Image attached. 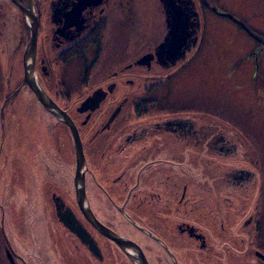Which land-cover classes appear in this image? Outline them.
I'll list each match as a JSON object with an SVG mask.
<instances>
[{
  "label": "rangeland",
  "instance_id": "374dc122",
  "mask_svg": "<svg viewBox=\"0 0 264 264\" xmlns=\"http://www.w3.org/2000/svg\"><path fill=\"white\" fill-rule=\"evenodd\" d=\"M214 1L244 21L251 15L253 26L262 27L260 11L264 0ZM22 3L27 5V0ZM129 7L132 22L143 27L146 36L143 46L149 50L156 42L163 41L168 24L161 1L131 0ZM210 23L205 49L191 68L173 77L155 95L176 100L179 109L193 107V112L186 111L178 117L185 125L179 132L192 135L182 139L179 134L178 142L195 147L191 158L194 162L187 163L191 155L181 149L180 153L159 152L152 156L162 162L180 156L179 168L167 165L172 172L157 169L153 175L159 186L172 184L175 193L170 195L158 189L159 205L146 202L142 206L144 202H138L129 214L141 227L161 236L169 245L172 243L171 248L183 264H263L256 253L264 254V55L255 74L254 66L240 59L250 48L245 36L238 40L234 33L220 31ZM29 37L30 29L21 10L10 0H0V106L4 111V118L0 119V230L3 234L2 237L0 232V240L4 238L7 249L14 251L16 261L21 264H97L81 246L74 247L70 230L59 221L56 205L50 198L51 193L63 195L61 199L68 207L73 209L76 204L72 184L76 170L75 144L71 131L23 85V54ZM134 58L132 52L130 60ZM117 64L116 61L115 69ZM109 74L99 73L93 85L107 83ZM169 74L170 70L157 65L151 70L134 68L130 71L134 85L118 83L120 75L114 78L117 84L108 102L116 104L125 94L133 97L140 83L156 75L162 76L165 82ZM79 94L72 92V99L79 100ZM81 94L85 98L88 92ZM10 98L13 103L5 108V100ZM100 114L101 111L95 113ZM128 117H131L126 121L128 127L139 123L137 118L132 119V109ZM95 130L91 134L89 129H84V136L89 152L93 151L91 160L97 164V167L91 166L94 183L91 180L88 183V193L96 206L93 187L97 185L112 193L111 182L121 172L114 166L118 160L115 156H111V161L106 158L99 161L97 149L92 150L97 142H92ZM208 135L210 139L206 140ZM185 185L188 194L186 201L180 203ZM95 210L107 224L118 218L109 216L110 212L98 211L97 206ZM157 213L162 214L156 220ZM116 219L109 222L112 229L149 249L153 264L168 262L164 253L150 244L149 238ZM178 223L199 228L206 235L207 247L202 251L187 236L172 229ZM113 248H109V257ZM5 253L0 249V264H11ZM99 264L120 263L107 257L106 262Z\"/></svg>",
  "mask_w": 264,
  "mask_h": 264
},
{
  "label": "flooded vegetation",
  "instance_id": "af4514ba",
  "mask_svg": "<svg viewBox=\"0 0 264 264\" xmlns=\"http://www.w3.org/2000/svg\"><path fill=\"white\" fill-rule=\"evenodd\" d=\"M130 1L44 0L41 2L36 0L35 5L39 18L36 56L37 78L44 90L71 116L78 128L88 163L86 194L96 218L116 232L110 225L116 217L112 222L108 221L107 224L100 219L95 208L97 206L100 212L101 210L110 212L109 216H117L121 222L144 235L147 239L149 238L150 244L157 251L164 253L163 256H166L168 260L166 264H175L169 251L147 232L151 233L165 243L178 261V264H183L171 248V241V245H169L161 236H157L141 227L129 214L134 212L132 210L138 202L139 204L144 202L142 206L146 202L155 203L156 206L159 205L161 197L156 193L158 189L167 191L170 195L175 193L172 184L166 187L159 186L158 182L153 180V175L155 176L157 169H165L172 172L167 165L179 168L178 157L180 156L175 155L165 162L152 158V156L158 155L159 152L168 154L180 153L183 150L185 154L191 155L187 163L194 162L191 158H194L192 153L195 152V147L192 145L182 146L178 142L179 134L182 139H188L192 135L187 132H179V128L183 129L185 125L184 122L179 121L178 117L186 111L189 113L193 112V107L189 106L185 107L186 109H179L176 100L163 99V97L155 95L160 93L165 86H168L173 77L191 68L190 66L199 57L202 50L205 49L206 33L210 22L213 28L234 33L238 40H242V35L245 36L250 48L246 55L240 59L254 66L253 71L257 74L259 71V59L264 55V3L262 2L263 9L260 11L263 16L260 19L263 21L262 25H260L262 27L255 28L250 22L252 19L251 15L248 21H244L235 12L232 13L231 10L214 0H174L188 17V33L190 37L182 55L173 61H169L167 60L166 49L161 47L168 39L172 23V13L165 0L159 1L162 3L163 11L166 15L168 33L163 41L156 42L153 44L154 47L149 50L143 46L146 39L143 27L131 20ZM132 52L135 55L133 61L130 60ZM116 61L117 65H119L118 69H115ZM154 65L159 66L161 69L170 70L169 77L165 79V82L162 76L156 75V77L146 80L145 83H140L137 86L138 92L133 97L125 94L123 99L116 104L108 102L117 82L128 87L134 85V82L130 79L131 70L134 68L151 70ZM99 73H110L108 75L110 80H107L105 84L93 85V81ZM119 75L121 77L118 78L117 82L114 81L113 79ZM83 91L88 92L85 98L81 94ZM72 92L80 93L79 95L83 99L73 100ZM9 103H13L12 98L5 100V108ZM11 108L15 109V106H11ZM130 109H132L133 113L132 119L137 118L139 121L136 126H131V128L128 127L126 122L128 118H131L128 117ZM100 111V115H95V113ZM13 112L14 110H11V113ZM72 112H75L76 116ZM3 118L4 111L3 107L0 106V119L2 120ZM62 125L69 129L64 123ZM84 129H89L91 134L96 129L92 142L94 143L96 140L97 142L94 143L95 148L93 147L92 150L97 149L100 156L99 161L103 158L111 161V156H115L118 160L114 166L121 172L111 182L112 193L103 191L97 185L93 187L96 206L93 205L88 193L89 180L94 181L91 169L94 163L90 156L93 151L89 152ZM205 139H210V135ZM229 139L232 138L229 137ZM184 146L188 148L183 149ZM205 149L208 150L209 148L205 147ZM96 165L94 164L95 167H97ZM120 176L122 177L119 178ZM167 182L170 183L169 180ZM72 184L75 195L74 182ZM115 188L117 191H115ZM187 189V185L183 186L180 203L186 201ZM62 197L51 193L50 198L56 205L57 216L59 208L61 213H66L68 209L72 210L78 222L95 241L97 251L92 250L89 245L84 244L76 234L70 231L69 235L75 241V248L78 249L81 246L85 253L97 264L106 262L107 257L112 258L116 263L135 264L116 243L99 233L87 221L77 202L72 209L67 206ZM160 214L162 213H157L156 220ZM174 228L181 235L187 236L191 241L195 242V247L200 248L202 251L207 247L206 235L199 228L187 223H178L172 229ZM165 238L168 240V237ZM134 242L142 248L149 263L153 264L148 255L149 249L146 250L138 242ZM110 247H115L111 257H109L110 254L108 252ZM6 255L9 262L8 256L11 255L15 264H17L16 256L12 249H6ZM257 259L264 264V261L258 256Z\"/></svg>",
  "mask_w": 264,
  "mask_h": 264
},
{
  "label": "water",
  "instance_id": "95a60500",
  "mask_svg": "<svg viewBox=\"0 0 264 264\" xmlns=\"http://www.w3.org/2000/svg\"><path fill=\"white\" fill-rule=\"evenodd\" d=\"M10 1L21 10L30 29V37L23 54V85H27L39 103L55 118L68 126L71 131L75 144L76 157V170L74 175L75 195L76 202L81 212L87 221L90 222L99 233L116 243L135 264H150L144 251L137 243L112 231L110 228L101 223L94 215L86 194V173L88 171V163L78 128L71 116L51 98V96L41 86L37 78L36 56L38 48L39 18L36 11L35 2L34 0H27V5H25L19 0ZM165 3L172 13V23L170 26L168 39L161 47L166 49L167 60L173 61L182 55L184 47L187 46V41L190 37L188 33V17L182 11V9L177 6L174 0H165ZM58 212V217L64 226H66L72 233L76 234L84 244L89 245L92 250L97 251L95 241L85 230V228L78 222L72 210L68 209L66 213H61L59 208ZM147 233L156 241L160 242L165 247V249L169 251L174 263L178 264V261L169 248L165 245V243L151 233ZM257 256L264 261V254L257 252ZM8 257L10 262L15 264L14 258L11 255Z\"/></svg>",
  "mask_w": 264,
  "mask_h": 264
},
{
  "label": "trees",
  "instance_id": "16d2710c",
  "mask_svg": "<svg viewBox=\"0 0 264 264\" xmlns=\"http://www.w3.org/2000/svg\"><path fill=\"white\" fill-rule=\"evenodd\" d=\"M20 1L25 3V0H20ZM0 232H1V230H0ZM1 234H2V232H1ZM2 237H3V234H2ZM0 249H2L3 251H6V249H7V245H6V242L4 241V238L2 240H0ZM6 259H7V255H6ZM16 262L18 263L20 261L17 260ZM18 264H21V263H18Z\"/></svg>",
  "mask_w": 264,
  "mask_h": 264
},
{
  "label": "bare ground",
  "instance_id": "6f19581e",
  "mask_svg": "<svg viewBox=\"0 0 264 264\" xmlns=\"http://www.w3.org/2000/svg\"><path fill=\"white\" fill-rule=\"evenodd\" d=\"M26 95H28V96H29V94H26Z\"/></svg>",
  "mask_w": 264,
  "mask_h": 264
}]
</instances>
